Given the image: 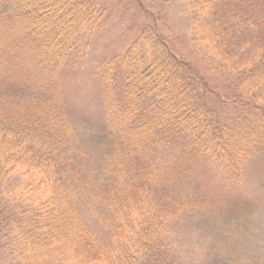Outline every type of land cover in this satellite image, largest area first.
Wrapping results in <instances>:
<instances>
[{"label":"trees","instance_id":"trees-1","mask_svg":"<svg viewBox=\"0 0 264 264\" xmlns=\"http://www.w3.org/2000/svg\"><path fill=\"white\" fill-rule=\"evenodd\" d=\"M185 1L191 47L210 74L160 39L144 46V32L119 58L122 92L112 62L100 72L104 136L120 161H143L138 181L126 179L118 164L111 169L132 189L133 202L115 197L113 203L139 218L134 258L114 240L103 245L81 215L87 188L66 146L71 127L60 76L79 27L97 22L98 1L15 0L10 11L0 9V249L11 262L174 264L161 259L163 247L149 228L206 208L207 200L174 201L164 191L171 182L160 178L213 167L221 188L230 190L244 164L264 151V0ZM240 53L243 62L236 64ZM211 76L225 79L222 92L208 84Z\"/></svg>","mask_w":264,"mask_h":264},{"label":"rangeland","instance_id":"rangeland-1","mask_svg":"<svg viewBox=\"0 0 264 264\" xmlns=\"http://www.w3.org/2000/svg\"><path fill=\"white\" fill-rule=\"evenodd\" d=\"M14 1L4 0L1 11H10ZM97 1L98 20L93 25L79 27L77 42L60 76L65 114L71 127L66 146L74 160V172L87 188L79 200L81 215L103 245H112L114 240L116 248H127L134 258L141 232L137 230L139 218L136 214L130 216L128 212L127 216L118 212L113 203L115 197L133 202L132 189L122 185L125 181L111 169L113 164H118L117 169L126 179L138 181L134 174L143 170V161L127 162L119 155L120 161L117 148L111 149L104 136L105 104L100 72L112 62L122 92L119 58L129 43L144 32V46L149 38L160 39L173 54L189 60L196 71L210 73L208 63L198 58L191 47L187 1ZM234 62L241 64L243 53ZM218 77L208 78V84L217 83L222 92L225 79ZM217 170L203 167L194 169L188 177L159 176L171 182L164 191L174 201L199 195L207 200L206 208L185 210L165 223L154 224L156 228H149L152 239L163 247L162 260L174 264H264V151L254 154L244 164L242 179L233 189L221 188L222 178ZM142 210L145 221L147 210ZM117 220L120 224L116 232ZM5 255V250L0 249V264H18ZM19 264L35 263L26 260Z\"/></svg>","mask_w":264,"mask_h":264}]
</instances>
